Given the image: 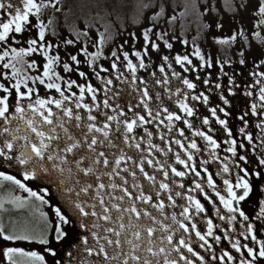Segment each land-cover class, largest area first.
<instances>
[{
  "label": "snow or ice",
  "instance_id": "obj_1",
  "mask_svg": "<svg viewBox=\"0 0 264 264\" xmlns=\"http://www.w3.org/2000/svg\"><path fill=\"white\" fill-rule=\"evenodd\" d=\"M23 7L14 6L11 2L5 3L3 0H0V10H10L8 13V19L5 21L0 19V43L7 44L10 34L17 33L21 34L25 31V27L30 24L29 17L37 16L42 7L46 5L43 3L38 4L36 0H21ZM14 10V14L13 11ZM258 14L261 17H264V0H261L258 8ZM261 22H264L262 20ZM39 41H44L45 39V26L41 23L39 26ZM150 31V30H149ZM87 35V33H85ZM145 40H148V32H145ZM256 35H259L257 33ZM235 36L231 39L235 40ZM226 41H221V43ZM68 44H72L71 40L67 41ZM103 43V38H101V44ZM28 48H11V58L8 62L3 64L5 69L11 68V79L14 83L11 86H6L4 83H0V121H3V127H0V136H5L2 145H0V157H3L4 161L10 162L9 167H11V162L19 165L24 169L23 176L25 180L34 179L37 175V170L47 173L49 169L44 166L45 161L51 162V167L54 171H58L61 177H64L65 173H67V177L65 179H61L60 183L63 185L68 182L74 181L75 185H80L81 181L77 178V174L82 173L84 177L95 176L96 181L98 183L94 186L92 183H86L79 188L78 191H75L74 187H68L67 192L71 194L75 191L77 198L83 193L87 195L90 190L95 188V194L93 196V200H98L101 212H97L95 209L97 207L96 203H92L88 205L91 209V212L86 210V207L82 201L79 199L72 201L74 207L79 211L81 216L87 217H97L98 220H103L105 225L102 226L98 223H93L92 227L94 229H103V235L99 234L97 231L92 232V238L95 240V246L89 247V241L87 237L82 238V243L84 245V252L87 256L91 257L93 255L102 257V264H179V261H183L184 264H194V261L185 256L181 249H186L188 253H190L193 257H196L197 260L200 261V264H205L204 258L200 256L196 251H194L190 238H185L181 236L178 241H174V235L176 230L171 227V225L164 223L163 221L157 219L152 212L148 211L146 208H138L136 201L141 202L143 205H149L151 208L156 209L164 219L167 220L168 217L164 213L165 204L163 200L160 199L161 190L164 192H168L170 190L169 184L166 182L159 183V190L156 191V197L159 202H153V197L151 195H145L143 191V186L139 183H136V172L131 171L126 165L128 161H133V157L124 153L121 149L120 154L114 157V162L110 161L105 151H98V146H107L109 148L116 147L110 138V130L112 121H116L119 126L123 123V141L125 144H128L130 147L134 146L137 150H141V143L136 142L134 145L130 143V141H134L135 137L130 135L134 132V129L137 127H142L145 123H150V120H147L143 115L139 113L135 114V118L131 120L125 119L124 121H120L116 116L106 115V122L103 123L102 126L97 124V116L92 113L94 110L99 109V105L96 104L97 101V89L94 88L91 84H87V86L83 84H77L76 81H63V78L60 76L58 72L55 71V66L58 65L60 61V57L52 56L49 54V51L45 49L44 44L38 43L37 39H29L27 41ZM165 46L171 48L172 45L165 42ZM153 48H157L155 43L152 44ZM48 48H51V45H48ZM39 51L45 59V63L43 65L42 73L36 76H28L22 73L16 65L18 63H27L28 68L35 69L36 62H27L24 60V57L36 53ZM84 55L86 57L90 56L91 59L88 61L89 66L91 67L94 62L102 55L100 50H97L94 53H88L87 49L84 50ZM10 55L8 50H5L2 54H0V61L5 60ZM134 55L140 60L139 67L141 69L145 68V64L143 59L140 57V53L136 52ZM195 55L203 60V57L200 56L199 49L196 50ZM112 56L116 57L117 53L115 51L112 52ZM165 61H167V57H164ZM71 60L79 64V60L76 55L71 56ZM124 60L127 61V70L132 74L133 83H135V74L137 71V65L133 64V62L129 59L128 53H124ZM175 61L177 64L184 67L185 63L191 64L192 61L188 59L187 56H179L175 57ZM243 63V61H241ZM211 66V65H209ZM116 63L112 64V68L116 69ZM171 67V65H169ZM64 72H71L73 68L67 63H63ZM188 69L185 68V71ZM101 71H105L101 67ZM161 72L164 71L163 68L160 69ZM173 75L178 76V73H173ZM258 75L264 76V73H260ZM79 76L81 78H85L86 74L84 72H79ZM99 76V73H97ZM5 80L9 79L8 74L4 76ZM106 85H112L113 81L111 79L102 81ZM183 84L190 90L195 89L196 85L190 82L188 79L182 80ZM159 83V81H158ZM164 83H168L167 79H165ZM207 84L208 81L206 80ZM259 83V81H257ZM42 85L45 89L55 90L56 93L59 94V98H55L52 96L49 97H41L39 95L38 88L36 85ZM66 85V87H64ZM79 88V95L77 96L75 93H72L71 96L66 95V92H69L73 86ZM219 87V85H217ZM23 89V91H22ZM14 97L15 102L12 103L11 98ZM179 92V89L177 90ZM91 96L92 102L96 105L95 109L85 103V95ZM107 94V89L105 91ZM251 95L252 93H247ZM35 97V99H33ZM203 97V102L205 104L208 103V97L203 93H200V96L193 95L191 99L193 101L199 100ZM259 98L261 101H264V87L260 88ZM150 99L149 93L147 89L143 91V98L140 103L144 105L145 110H147L148 115L152 117L153 120L158 119L161 115L160 111H157L155 116L152 115L151 109L148 107L147 100ZM221 99H224L221 97ZM27 101L25 104L24 102ZM187 101V94H185V98L183 100L177 101V107L179 111L184 113L186 117H192L194 115L193 107L189 106ZM224 103L227 104L228 101L224 100ZM69 104H74V111ZM53 107L55 109L60 110L62 116L57 112L53 111ZM103 107L105 109L111 107L108 99L103 101ZM83 109L87 113L86 121L83 115L78 111ZM131 106L129 107V111H131ZM253 114H256V105H252ZM164 113H166L164 119L168 122L167 127L169 131L173 129L174 121H182L185 126L189 129L192 128V124L188 119H185L181 115L171 112L168 108L164 107L162 109ZM212 115L216 116V109H210ZM220 111H224L223 108ZM228 113L225 112V115ZM120 116H124L125 113L121 111L119 113ZM66 118V119H65ZM16 122L15 127H10V125ZM71 121H75L74 127L81 130L82 139L78 138L74 135L67 124ZM163 123V120L160 121ZM216 122L220 124L224 130L231 136L230 130L227 128V122L223 119L217 118ZM203 123L207 125L209 123L208 119L205 118ZM86 128V131L84 129ZM119 130V129H118ZM241 132L244 129L240 130ZM146 134L151 137L152 133L148 132L145 129ZM99 134V135H97ZM180 136H184L183 130L179 131ZM194 136L202 137L204 141H206L207 145L213 150L212 155L215 154V149L219 148V144L211 135L206 134L203 131H194ZM102 137V138H101ZM163 139V137H161ZM249 142H251V136H248ZM22 143H18L21 142ZM175 144L179 145V147L185 151V155L187 156V161L182 159L179 154L176 155L175 161L176 164L183 165L185 168H189V162H193V154L188 151V149L195 150L199 152L200 149L197 146V143L193 140L187 145V149H185L184 144L181 143L180 140H175ZM230 147L226 149V151L232 153L233 156L236 155V141L231 140ZM150 148H156L157 151L161 149L153 145L151 141H148ZM243 147V145H241ZM86 153H81L79 150L85 149ZM171 151V149H169ZM18 152V154H17ZM151 155V153H149ZM78 157V158H77ZM240 160L244 161L246 158L244 156L239 157ZM89 161L90 163L86 164L85 162ZM208 161H202V163H207ZM147 163L149 166L153 165V160L148 159ZM159 164V161H156ZM260 163L264 165V159H261ZM103 165L104 169H111L110 171H103L98 173V166ZM144 161L141 159L140 163L135 166L139 169V172L143 175L144 179L149 181L150 184L155 186L156 177L153 175H149L143 166ZM72 165L75 166V172L73 170ZM124 165V166H122ZM171 168V173L175 177H184L185 172L179 171L175 167L169 165ZM163 172V176L165 181H167L169 177L168 171L164 170L163 167L158 169ZM191 171L195 172L197 176L200 175V172L196 170L194 163L191 166ZM207 171V169H205ZM224 172H228L229 168L227 165L223 168ZM244 171V177L248 176V172ZM121 173H128L133 179V188L140 189L139 195H136L134 192L130 191L127 187L129 181L125 178V176L121 175ZM258 175V174H257ZM102 176L108 177L110 181L108 184H105L102 181ZM119 178L122 183H116L115 178ZM244 177H237L236 183L233 185L229 180L225 179L224 184L227 186V198L222 195L219 191H216V185L212 179V176L209 175L207 178V186L212 189L215 195L219 198L220 203L230 214L228 217V222L231 223L236 219L235 213H239V216L243 218V220L247 221L249 219L245 213L240 210L238 207L239 203L246 199L251 192L250 182ZM0 180L9 181L15 185H17L24 192L28 193L29 197H34L36 200L41 201V203H47L44 200V197L39 195L37 192L32 191L30 188L26 187L20 180L16 179L12 175L5 174L4 172H0ZM180 187H184L183 184ZM195 189L199 190L202 194H204V198L209 200L208 195L204 193V189L202 188L200 183L195 184ZM106 190H111L106 193ZM242 190V191H240ZM119 191L122 195H112V192ZM193 189H189V193H191ZM107 194L109 196V204L106 205L104 196ZM177 196H180L181 193H176ZM127 198L131 203L129 206L124 207L123 203ZM16 200H20V197H16ZM188 204L187 206H183V210L180 215L183 217V220H178L176 214L171 216V220L173 224H177L179 229H182L184 233L194 232L195 236L199 241L203 243L200 247L207 246L209 249L212 245L209 243L207 237L213 236V224L209 219L207 221V232L201 233L197 230V225L195 223H191V227L189 228L184 221H191L190 209L194 207L196 213H203L205 211L204 205L200 202L199 199H196L192 195H188L186 197ZM168 200L173 202V206L175 205V201L171 195L168 196ZM116 201H119L117 203ZM113 211H115L116 216L112 215ZM56 216L58 221L55 231H56V239H61L65 233L62 231L61 225L68 224L70 221L66 218L59 208L55 209ZM125 214H127V221L125 222ZM43 215V214H42ZM134 217V219H133ZM264 217V201H261L259 212L257 213V218ZM143 218H147L151 223L148 225H144L140 223ZM220 219H225L224 216H220ZM158 225V227H156ZM81 227L84 228L86 225L81 224ZM161 233L162 235L157 236V233ZM247 233L251 236V239L259 244V251L254 250L252 247H248L247 245H243L244 248L247 249V254L251 257V260H242L241 264H255V261L260 258L264 259V241H258L254 234V226L249 223L247 225ZM110 234V235H109ZM0 237L4 240H31L32 237L25 234H15L8 233L5 231L4 227L0 225ZM214 239L219 242L221 237L215 236ZM39 243L47 244L48 240L46 237H41L38 240ZM232 247L237 251H241L240 242L237 240L232 244ZM109 249L112 251L109 252ZM51 251V250H49ZM175 252L179 254V261L172 257V253ZM15 254H19L21 256H28L34 258L36 261H39V264H44V257L38 255L36 252H24L19 248H7L4 251V256L8 258L9 264H15L13 261V256ZM52 255H55V252H52ZM71 255V253H69ZM227 257V260L231 262L233 257L227 252H223L221 259V264L224 262V258ZM215 259V257H213ZM82 264H88L87 261H82Z\"/></svg>",
  "mask_w": 264,
  "mask_h": 264
},
{
  "label": "trees",
  "instance_id": "obj_2",
  "mask_svg": "<svg viewBox=\"0 0 264 264\" xmlns=\"http://www.w3.org/2000/svg\"><path fill=\"white\" fill-rule=\"evenodd\" d=\"M131 6L134 2L133 7L139 5V7L144 10H149L148 12L156 13L162 10L177 9L181 2H174V0H153V2H149L148 0H129ZM199 8H204L205 1L202 0H194ZM171 2V4H170ZM261 0H246V13L241 14L242 18L246 20V22L253 27V25H259L260 29L264 31V17H261L256 11L259 8ZM131 9L132 6H131ZM190 48H188V51ZM250 56L254 59V65L261 70H263L264 65V49L261 44L253 45L249 51ZM258 55L257 59L255 56ZM242 58H221L220 60H215L212 58L203 57V60L198 58V62L192 63L187 67V71L185 69H170L171 76L170 78H166L163 75L159 76V83L156 81V89L159 90V96H162V93H165L167 96L171 95L172 92L165 91L163 88L168 86L164 81L170 79L173 81L174 85L178 86L181 91L177 94L178 100H183L185 98V94H187V103L189 106L193 107L194 115L192 117L184 116V113H179L185 119H188L192 128L189 129L187 126L183 124L182 121H174V127L171 131L167 127L168 122L164 119L166 113L163 115L162 109L165 106H171L168 109L171 112H175L178 114L179 108L175 106L177 101L166 104L162 106L160 109L161 115L158 119L153 120L148 114L147 120H150V123H145L142 127L143 129H147L148 132L152 133V136L149 137L144 129V132L139 134L132 133L130 135L135 137L134 141H130L134 145V143H141V150H137L134 146H129L122 142H113L116 147L109 148L105 146H98V151H105L110 161L114 162V157L120 154V150L122 149L124 153L133 157V161L127 162V167L131 171L136 172V183H139L143 186V191L145 195H151L153 197V202H159L156 197V191L159 190V183L166 182L169 184L170 190L168 192H164L161 190L160 199L163 200L165 204L164 213L168 217L167 220L164 219L156 209L151 208L149 205H143L141 202L136 201L138 208H146L148 211L152 212L153 215L157 217V219L163 221L166 224L171 225L173 229L176 230L174 235V241H178L181 236L185 238H190L191 245L200 256L204 258L205 264H221L220 257L223 252L227 251L232 257L233 260L229 262L227 257L224 258L223 264H241L242 260H251V257L247 254V249L243 247V245H247L248 247H252L254 250L259 251V244L254 242L251 239V236L247 233V225L251 223L254 226V234L258 241H264V217L257 218V213L259 212L260 203L264 201V165L260 163L261 159H264V101L263 104V112H262V120L256 119L251 121V118H258L257 114H253L252 105L254 104L250 96L246 92L243 91L244 85H248L250 88L252 85L250 82L244 77L246 73L249 71L242 67L241 65ZM211 65V66H209ZM153 66H150L147 72L144 73V76L140 77L139 83V101L143 98L144 89V78L148 76L152 70ZM173 73H178V76L173 75ZM183 79H188L190 82L196 85L195 89H188L182 82ZM208 81L206 84L205 81ZM219 85V87H217ZM264 87V84L262 85ZM149 93V92H148ZM200 93H203L208 97V103L205 104L203 102V97L199 100L193 101L191 97L193 95L200 96ZM223 97L224 99H221ZM175 100V99H173ZM224 100H227L228 103L225 104ZM148 107L152 111V115L155 116V111L153 110V104L148 102ZM140 110L142 112L146 111L144 105L140 103ZM250 107V112H247V109ZM216 109V116L212 115L210 109ZM223 108L224 111H220ZM225 112L228 114L225 115ZM145 114V113H144ZM207 118L209 123L205 125L203 120ZM217 118L223 119L227 122V128L231 132V136L224 130V128L216 122ZM163 120V123L160 121ZM141 128V127H140ZM139 128V130H140ZM244 129L243 132L240 130ZM183 130L184 136L179 135V131ZM203 131L208 135H211L213 139L217 141L219 144V148L215 149V154L212 155V149L207 145L206 141L203 140L202 137L194 136V131ZM248 136H251V142L248 140ZM163 137V139H161ZM151 141L153 145L158 146L161 150L157 151L156 148H150L148 141ZM175 140H180L182 144H184L185 149H187V145L191 141H195L197 143L199 152L195 150L188 149L189 152L193 154V162H189V168H185L183 165L176 164L175 157L177 154L180 157L187 161V156L185 155V151L182 150L179 145L175 144ZM236 141V155L233 156L232 153L226 151L228 147H230V141ZM243 145V147H241ZM171 149V151H169ZM79 151H85L86 149H81ZM151 153V155H149ZM240 156H244L246 160L242 161L239 159ZM78 158V157H77ZM141 159L144 161L145 171L149 173V175H153L156 177V184L153 186L149 181L145 180L143 175L139 172V169L135 166L140 163ZM153 160V165L149 166L147 160ZM159 161V164L156 163ZM202 161H208L206 164L202 163ZM45 164V162H43ZM86 164L90 163L89 161L85 162ZM194 163L196 170L200 172V175L197 176L195 172L191 171V166ZM51 162H48V166ZM169 165L175 167L179 171H184V177H175L171 173V168ZM227 165L229 168L228 172H224L223 168ZM124 166V165H122ZM161 167L164 170L168 171L169 177L167 181L163 176V172L159 171ZM207 169V171H205ZM248 172V176L244 177V171ZM75 172V166L73 168ZM111 169H104L103 165L98 166V173L103 171H110ZM39 172V170L37 171ZM258 174V175H257ZM83 174H77V178L79 179ZM121 175L125 176L128 179L129 183L127 187L130 191L134 192L136 195H139L140 189L133 188V179L128 173H121ZM211 175L212 179L216 185V191H219L222 195L227 198V186L224 184V180H229L233 185L237 181V177H244L250 182L251 192L249 196L246 197L245 200L241 201L239 208L242 210L246 216L249 217L247 221L243 220L242 217L239 216V213H235L236 219L231 223L228 222V217L230 214L220 203L219 198L215 195L214 191L207 186V178ZM39 179V176H36ZM81 184L76 185L78 187L83 186L84 181L88 183H92L94 186L98 183L96 181L95 176L84 177V180H80ZM105 184H108L110 181L108 177L102 176V181ZM116 183H122L119 178H115ZM200 183L202 188L204 189V193H206L211 200H206L204 198V194H202L199 190L195 189V184ZM183 184L184 187H180ZM189 189H193L191 193H189ZM22 189H18L17 185H14V189H12V195L8 202H1L0 208H3L4 214H7V207L9 204H12L13 215L14 216H23L27 219L29 225V236L32 237V232H36V236L32 237L29 242L38 243L39 238L46 237L51 233V222L49 218V210L45 203H41V201L36 200L34 197L25 198L22 194ZM67 191V190H66ZM111 190H106V193ZM181 193L180 196H177L176 193ZM5 191H0V198H4ZM91 193V197L87 199V203H85L86 210L91 212L93 209L88 207V205L92 203H96V211L101 212L98 200H93V196L95 194V188L89 191ZM28 194V193H27ZM68 194V193H67ZM194 196L196 199H199L200 202L204 205L205 211L203 213H196L194 207L190 209L191 221H184V223L190 228L191 223H195L197 225V230H199L202 234L207 232V221L210 219L213 224V236L207 237L209 243L212 247L209 249L207 246L200 247L203 243L199 241L195 236L194 232L184 233L182 229H179L177 224H173L171 220V216L176 214L178 220H183V217L180 213L183 210V206H187L188 201L186 197L188 195ZM85 194H81L79 198H84ZM112 195H122L119 191L112 192ZM171 195L173 200L175 201V205L173 206V202L168 200V196ZM16 197H20V200H16ZM66 197V194H65ZM66 199V198H65ZM105 203L110 207L109 204V196L105 194L104 196ZM119 203V201H116ZM131 202L125 198L123 203L124 207L129 206ZM65 204L66 200H65ZM71 216L76 225V229L84 231V234H80L76 239L75 246L68 251V253L64 256V259L68 264H82V261H87L88 264H102V257L99 256H87L84 252V245L82 243V238L87 237L89 241V247L95 246V240L92 238V232L97 231L99 234L103 235V229H94L92 227L93 223H98L102 226L105 225L103 220H98L97 217L92 216H81L79 211L74 207L70 209ZM43 214V215H42ZM112 215L115 217L116 213L113 211ZM220 216H224L225 219H220ZM16 219V218H15ZM13 219V223L17 221ZM48 219V220H44ZM134 219V217H133ZM127 221V214H125V222ZM140 223L144 225H148L151 222L147 220V218H143ZM81 224L86 225V227L82 228ZM158 227V225L156 226ZM38 230L43 232L42 236H38ZM110 235V234H109ZM162 235L161 233H157V236ZM220 236L221 239L217 242L214 237ZM240 242L241 251L237 252L232 244L236 241ZM112 250L109 249V252ZM181 252L187 256L189 259L194 261V264H200V261L193 257L190 253L186 251V249H181ZM71 253V255H69ZM172 257L179 261V254L173 252ZM215 257V259H213ZM59 262H61L59 260ZM179 264H184L183 261H179ZM255 264H264V259L258 258L255 261Z\"/></svg>",
  "mask_w": 264,
  "mask_h": 264
},
{
  "label": "rangeland",
  "instance_id": "obj_3",
  "mask_svg": "<svg viewBox=\"0 0 264 264\" xmlns=\"http://www.w3.org/2000/svg\"><path fill=\"white\" fill-rule=\"evenodd\" d=\"M102 1H105L104 9L99 12H92L89 17L92 23L103 25L106 29L105 37L109 40L116 39V31L118 29L124 31L125 35L128 32H136L139 35H136L133 44L137 47L145 64V68H139V72L146 73V70L153 66L150 74L143 80L144 89H147L153 97L157 95L156 104L151 103L155 114L159 111L160 104L166 105L165 98L168 99V104H171L178 100L177 94L181 91L170 79L167 83L168 86H165L163 90L172 92V94L167 96L162 93V96H159V90L155 89L156 81L159 80L160 75L169 79L172 75L170 69L187 68L189 64L185 63L184 67H181V65L176 63L175 57L177 55L181 57L187 56L186 51L190 48L187 57L192 63L196 62V60L198 62V57L195 55L197 49H199L200 56L215 60H220L221 58H242V67L249 71L244 77L252 85L251 88L248 85H244L243 91L252 93L248 96L256 105V114L259 116L250 120H262L263 104L259 98V91L263 87L264 76L258 74L264 73V65L263 70L256 67L249 51L256 44H261L264 49V31L260 29L259 25L251 27L242 18L241 14H245L247 11L246 0H204V8H199L194 0H185L179 5L182 7L177 9L170 8L169 10H162L156 13L148 12L149 10H141L138 4L133 7L135 2L131 5L133 8L131 9L129 0H121L118 6L116 0H110L114 6L111 5L109 0H93V6H97ZM256 11L258 12V8ZM146 31L148 32V40H145L144 34ZM257 33L259 35H256ZM233 36L236 37L235 40L231 39ZM131 37L133 38V36ZM221 41L226 42L221 43ZM165 42L171 44L172 47H166ZM153 43L157 45V48L152 47ZM128 50H131V48H128ZM164 57L168 58L167 61H165ZM257 57L258 55L255 56V59ZM133 59L131 58L130 60L133 62L135 61ZM161 68L164 69L163 72L160 71ZM178 89L179 92H177ZM148 102H151V100L148 99ZM175 106H177V103ZM167 108L170 109L171 106L169 105ZM246 109L247 112H250V107ZM142 113L144 117L148 114L147 110ZM144 129L141 127L138 133H143ZM44 166L49 171L47 173L37 172L39 179L36 177L25 180L23 176L24 169L12 162V174L26 187L37 192L47 201L45 205L49 210L48 216L52 225L51 233L47 238L48 243L28 242V244H23L17 242L15 244L14 242L11 247L22 249L24 252H36L44 257V264H68L61 259H64L68 251L75 246L77 237L80 234H84V231L76 229L68 207L73 209L72 201L77 199L84 204L87 203L91 193L84 195V198H77L75 191H78L80 187L76 186L74 181H66L63 185L60 183L61 179L67 177V173H65L64 177H61L58 171L52 169L51 164L48 166L47 161H45ZM72 167L74 168V165ZM79 179L84 180V176L82 175ZM84 183L88 182L84 181ZM68 187H74L75 191L69 194L66 191ZM21 192L27 198V192ZM65 200L67 204H65ZM56 208H59L62 214L70 221L68 224L61 225L65 235L59 240L56 239L57 234L55 231L57 224L60 223L55 213ZM27 229H29V225H27ZM35 236L36 232L33 231L32 237ZM52 252H55V255H52ZM13 261L15 264H39V261L34 258L19 254L13 256Z\"/></svg>",
  "mask_w": 264,
  "mask_h": 264
},
{
  "label": "flooded vegetation",
  "instance_id": "obj_4",
  "mask_svg": "<svg viewBox=\"0 0 264 264\" xmlns=\"http://www.w3.org/2000/svg\"><path fill=\"white\" fill-rule=\"evenodd\" d=\"M117 6L120 5L121 0H116ZM3 2H11L14 6L23 7L21 0H3ZM38 4L43 3L46 6L42 7L38 17L30 16V24L25 27V31L21 34L12 33L7 44L0 43V54L5 50H8L10 55L3 61H0V83H4L6 86H11L14 81L11 79L12 69H5L3 64L8 62L11 58V48H28L27 41L29 39H37L38 43L44 44L45 49L49 51V54L52 56H59L60 61L58 65L55 66V71L60 74L63 78V81H76V83L91 84L94 88L97 89V101L96 104L99 105L98 110H94L93 115L97 116V124L102 126L106 122V115L116 116L118 120L124 121L125 119L131 120L135 118V114L139 113L143 115L140 110V101H139V83L140 77L144 76L143 72H139V65L135 74V83H133L132 74L127 70V61L124 60V53H128L129 59L134 58L133 64L139 62L140 60L134 55L138 52L137 47L133 44L136 35L139 36L136 32H128L124 34V31L118 29L116 31V39L109 40L105 37V28L101 24L92 23L89 15L92 12L102 11L105 7V1L98 3L97 6H93V0H36ZM112 6L113 3L109 0ZM110 3H108L110 5ZM10 10L4 9L0 10V19L7 20L8 13ZM13 11L14 14V10ZM43 24L45 26V39L44 41H39V25ZM87 33V35H85ZM133 36V38L131 37ZM101 38H103V43L101 44ZM71 40L73 43L68 44L67 41ZM48 45H51V48H48ZM137 45V44H136ZM87 49L88 53H94L97 50L102 52V55L94 62L90 67L88 61L91 59L90 56L86 57L84 55V49ZM131 48V50H128ZM115 51L117 56H112V52ZM76 55L79 60V64L74 63L71 60V56ZM136 57V58H135ZM141 59H143L141 57ZM24 60L27 62H36V68L30 69L27 66V63H18L16 67L24 74L28 76H36L43 71V65L46 62L44 56L37 51L31 55L24 57ZM67 62L72 68L71 72H64L63 63ZM116 63V69L112 68V64ZM136 65V64H135ZM101 67L105 71H101ZM84 72L86 74L85 78L79 76V72ZM99 73V76H97ZM8 74L9 79L5 80L4 76ZM111 79L113 81L112 85H106L102 81ZM39 95L41 97H55L59 98V94L55 90L45 89L42 85L37 84ZM66 87V85H64ZM107 89V94L105 91ZM156 89V87H155ZM23 91V89H22ZM72 93L79 95V88L75 85L69 92H66V95L71 96ZM149 97L151 103L156 104L157 95L153 97L149 92ZM35 99V97H33ZM108 99L111 107L105 109L103 107V101ZM12 103L15 102L14 90L13 97L11 98ZM166 104H168V99L165 98ZM85 103L91 105L94 109L96 105L93 104L91 96L85 95ZM25 104L27 101L24 102ZM70 107L75 109L74 104H69ZM131 106V111L129 107ZM160 104L159 111L162 108ZM166 108L168 106H165ZM53 111L57 112L62 116L60 110L53 107ZM81 115L84 116L85 121L87 113L80 109L78 110ZM123 111L124 116H120L119 113ZM181 113L180 111L178 114ZM106 114V115H105ZM164 115V112H163ZM66 119V118H65ZM75 121H71L67 124L70 131L76 135L78 138L82 139L81 130L74 127ZM110 138L113 142H122L123 141V123L119 126L116 121H112ZM16 122L10 125V127H15ZM3 121H0V127H3ZM140 127L134 129L133 133H136ZM119 129V130H118ZM86 131V128L84 129ZM99 135V134H97ZM102 138V137H101ZM5 136H0V145H2ZM18 143H22L18 142ZM86 149V148H85ZM85 153V151H80ZM18 154V152H17ZM10 162L4 161L3 157H0V172L5 174L12 175V162L11 167H9ZM13 183L9 181L0 180V191H5L4 198H0L1 202H8L12 195V189H14ZM18 187V186H17ZM18 189H20L18 187ZM241 203V202H240ZM239 203V204H240ZM7 209V214H4L3 208H0V225H2L6 232L15 233V234H25L29 235V229H27L28 221L25 217L14 216L12 204H9ZM17 219L13 223V219ZM15 219V220H16ZM38 236H42L43 232L38 230ZM15 242H21L23 244H28V240H4L0 237V264H9V260L4 256V251L7 248H12L11 245ZM39 243V242H38Z\"/></svg>",
  "mask_w": 264,
  "mask_h": 264
},
{
  "label": "bare ground",
  "instance_id": "obj_5",
  "mask_svg": "<svg viewBox=\"0 0 264 264\" xmlns=\"http://www.w3.org/2000/svg\"><path fill=\"white\" fill-rule=\"evenodd\" d=\"M149 2H153V0H148ZM183 0H174V2H181Z\"/></svg>",
  "mask_w": 264,
  "mask_h": 264
},
{
  "label": "water",
  "instance_id": "obj_6",
  "mask_svg": "<svg viewBox=\"0 0 264 264\" xmlns=\"http://www.w3.org/2000/svg\"><path fill=\"white\" fill-rule=\"evenodd\" d=\"M137 68H138V65H137ZM240 191H242V190H240Z\"/></svg>",
  "mask_w": 264,
  "mask_h": 264
}]
</instances>
